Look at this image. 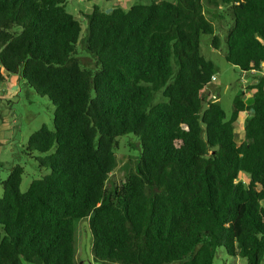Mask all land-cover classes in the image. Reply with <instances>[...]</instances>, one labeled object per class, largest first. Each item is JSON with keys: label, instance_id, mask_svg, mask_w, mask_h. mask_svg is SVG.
Listing matches in <instances>:
<instances>
[{"label": "trees", "instance_id": "1", "mask_svg": "<svg viewBox=\"0 0 264 264\" xmlns=\"http://www.w3.org/2000/svg\"><path fill=\"white\" fill-rule=\"evenodd\" d=\"M145 1L84 13L90 70L68 0H0V82L21 74L56 108L54 130L27 145L50 175L23 193L16 166L3 183L0 264H77L76 221L86 218L96 263L214 264L219 248L264 263V77L249 88L252 104L240 92L228 116L206 93L216 65L201 47L207 35L222 49L220 24L227 62L260 72L264 0ZM129 134L141 156L110 188Z\"/></svg>", "mask_w": 264, "mask_h": 264}, {"label": "rangeland", "instance_id": "2", "mask_svg": "<svg viewBox=\"0 0 264 264\" xmlns=\"http://www.w3.org/2000/svg\"><path fill=\"white\" fill-rule=\"evenodd\" d=\"M147 4L145 0H68L67 10L76 16L83 31L78 41V59L81 64L95 70L96 64L92 55L86 50L88 38L89 21L84 13H90L94 7L102 10H110L115 7L125 9L131 8L134 4ZM225 23V22H224ZM217 34L222 38L221 50L212 47V36L202 37V52L206 59L212 60L216 65L214 81L208 85L206 93L209 100L215 101L223 107L228 116L233 111L235 97L240 92H245V101L248 105L253 102V91L249 88L257 83L259 75L264 77V68L253 74H243L239 68L233 66L225 59V28L220 24L217 26ZM6 75V72H5ZM56 108L47 98L38 94L21 74H8L4 82L0 83V198L4 193L3 183L9 178L11 171L16 166L24 168L21 191L27 192L34 180L42 179L50 175L51 170L40 168L35 158L40 153L30 154L27 145L32 134L43 126L54 130V117ZM249 114L242 115L237 135L238 143H242L245 136L242 128L245 125ZM119 147L116 150L118 156V168L111 174L108 186H121L126 183L130 173L137 165L141 156V145L139 139L129 134L121 137ZM239 180L249 184V175L240 174ZM93 237L89 226V218L76 221V262L77 264H101L96 263L92 254ZM248 264L242 257H231L224 248L217 250L214 264ZM25 264H31L25 262ZM264 264V263H263Z\"/></svg>", "mask_w": 264, "mask_h": 264}, {"label": "crops", "instance_id": "3", "mask_svg": "<svg viewBox=\"0 0 264 264\" xmlns=\"http://www.w3.org/2000/svg\"><path fill=\"white\" fill-rule=\"evenodd\" d=\"M4 82V81H3ZM0 83H2V82H0Z\"/></svg>", "mask_w": 264, "mask_h": 264}, {"label": "built area", "instance_id": "4", "mask_svg": "<svg viewBox=\"0 0 264 264\" xmlns=\"http://www.w3.org/2000/svg\"><path fill=\"white\" fill-rule=\"evenodd\" d=\"M215 78V77H214Z\"/></svg>", "mask_w": 264, "mask_h": 264}]
</instances>
